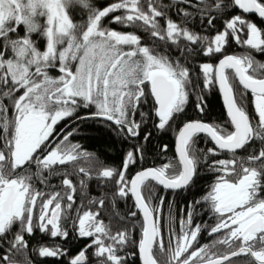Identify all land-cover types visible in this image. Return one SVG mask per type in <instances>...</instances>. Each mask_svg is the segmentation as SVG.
Listing matches in <instances>:
<instances>
[{
    "label": "snow or ice",
    "instance_id": "snow-or-ice-1",
    "mask_svg": "<svg viewBox=\"0 0 264 264\" xmlns=\"http://www.w3.org/2000/svg\"><path fill=\"white\" fill-rule=\"evenodd\" d=\"M258 56L264 0H0V264H264Z\"/></svg>",
    "mask_w": 264,
    "mask_h": 264
},
{
    "label": "trees",
    "instance_id": "trees-1",
    "mask_svg": "<svg viewBox=\"0 0 264 264\" xmlns=\"http://www.w3.org/2000/svg\"><path fill=\"white\" fill-rule=\"evenodd\" d=\"M159 2V0H158ZM164 3H170L169 0H163ZM174 11V10H173ZM77 18L79 17V12L77 11ZM255 22L258 23V26L260 25V20H258L256 17L254 18ZM113 27L118 28L119 30H132V29H125L123 26L112 24ZM137 33L140 34L145 42H148L147 33H144L140 29H136ZM235 51L240 52V50L243 51L242 48L239 46H235ZM258 59L264 60V57L258 56ZM207 101H208V116L211 119L217 120L218 123H222L224 120V112H223V106L221 102V98L219 95L218 90H214L213 92L209 93L207 95ZM191 111V108H190ZM91 123V122H89ZM83 137V138H81ZM165 142H169L171 139V134L169 136L163 137ZM80 143L89 149L90 151L97 152L98 155H100V158L102 160H111V159H118L119 157V149L121 148V144L119 143V139L115 137L114 135H110L107 132H100L97 131L95 127L92 128H83L82 134H80V137L78 139ZM157 143V138H153V145ZM199 147H204L203 141H200L198 144ZM172 147V144L170 143V148ZM172 152H169V155H172ZM149 163H151V154H149ZM207 182V175L205 174V179L202 180L199 184V187H203L204 184ZM96 189V195L98 194L97 188ZM171 197V196H168ZM177 209L183 204V200L181 197H177ZM125 205L123 202H119L118 209L123 214L125 210ZM238 264H247L246 258L241 259Z\"/></svg>",
    "mask_w": 264,
    "mask_h": 264
},
{
    "label": "flooded vegetation",
    "instance_id": "flooded-vegetation-1",
    "mask_svg": "<svg viewBox=\"0 0 264 264\" xmlns=\"http://www.w3.org/2000/svg\"><path fill=\"white\" fill-rule=\"evenodd\" d=\"M169 1H171L172 2V0H169ZM242 50H240V52H241ZM82 114V113H81ZM67 122V120H65V123ZM61 126H63V125H61ZM79 137H80V134H77V136H76V139L78 140L79 139ZM80 142V141H79ZM59 182V178H53V180H52V183H54V184H56V183H58ZM96 188V184H95V182H89V188H88V192H89V194L90 195H96V189H93L92 190V188ZM168 196H171V194H168ZM169 199H171V197H168ZM164 210L165 211H167V204H165L164 205ZM209 239V237H207V235L205 234V236H204V238L203 239H201V243H204V242H206L207 240Z\"/></svg>",
    "mask_w": 264,
    "mask_h": 264
},
{
    "label": "water",
    "instance_id": "water-1",
    "mask_svg": "<svg viewBox=\"0 0 264 264\" xmlns=\"http://www.w3.org/2000/svg\"><path fill=\"white\" fill-rule=\"evenodd\" d=\"M258 20H259V18L258 17H256ZM220 95V94H219ZM221 98V97H220ZM221 102H222V99H221Z\"/></svg>",
    "mask_w": 264,
    "mask_h": 264
}]
</instances>
